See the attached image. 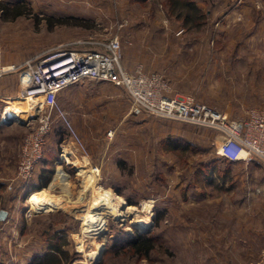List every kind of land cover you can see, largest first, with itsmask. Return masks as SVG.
I'll return each mask as SVG.
<instances>
[{"label":"rangeland","instance_id":"1","mask_svg":"<svg viewBox=\"0 0 264 264\" xmlns=\"http://www.w3.org/2000/svg\"><path fill=\"white\" fill-rule=\"evenodd\" d=\"M193 1L205 16L199 30H187L169 17L163 7L165 0H156V6L137 5L135 0L131 4L0 0V68L36 60L58 47L103 42L117 34L120 65L128 71L141 65L145 72L161 75L173 96L192 97L232 119L264 107V0ZM171 31L174 33L169 34ZM9 76L4 84L8 97H15L18 79L14 73ZM91 85L89 81L74 85V95L78 97L79 88L83 103L73 104L69 114L58 103L90 162L95 164L91 148L102 164L101 174L103 169L107 174L108 179L92 182L93 187L84 192L72 169L66 165L61 169L58 162L60 146L69 137L56 112L50 113L52 123L43 157L27 184L16 179V165L22 139L36 124L27 126V118L22 117L7 124L11 125L8 128L0 125V211L10 209L8 217L0 221V264H29L33 256L45 252L50 232L42 233L51 231L49 224H53L52 230L63 231L66 243L62 249L68 253L65 264H244L242 259L225 260L249 253L233 245L236 225L252 229L255 223L252 207L236 204L246 197L247 185L239 191L215 188L209 196L204 187L211 176L242 172L215 155L216 133L146 112L133 116L122 89L109 83L97 88ZM13 105L24 109L23 104ZM4 106L3 101L0 113ZM173 140L180 143L177 150L167 147ZM125 143L129 150H110V144ZM252 162L264 172L262 163ZM39 165L53 168V173L47 186L36 191L49 188L58 166L67 176L68 191L58 184L49 193L64 198L68 211L33 212L29 208V195L44 181L38 174ZM253 168L244 171L259 172ZM100 186L139 210L150 202L147 213H140L148 217L150 225L144 232L128 217L107 219L100 233L84 239L86 253L95 243L102 244L99 259L91 260L79 252L74 236L81 237L82 215L90 207L93 188ZM195 188L202 198L198 206L190 205L189 200ZM181 196L184 204L179 203ZM137 233L154 237L155 248L146 259L132 255L125 246V240Z\"/></svg>","mask_w":264,"mask_h":264},{"label":"built area","instance_id":"2","mask_svg":"<svg viewBox=\"0 0 264 264\" xmlns=\"http://www.w3.org/2000/svg\"><path fill=\"white\" fill-rule=\"evenodd\" d=\"M73 44L71 47L52 49L36 60H28L20 65L11 64L5 70L0 68V74H16L19 86L15 97L4 99L0 125L20 120L5 111L13 104L24 105V111L18 108L16 114L26 116L27 126L36 124L22 139L19 148L16 165V179L19 181L27 184L42 160L45 138L51 128L52 111L64 123L69 137V141L60 146L58 162L61 169L62 165L70 167L80 181L86 176H90L92 182L101 180L100 167L90 162L86 148L56 100L60 91L86 81L106 82L122 89L132 114L146 112L213 130L217 138L214 153L218 158L244 164L255 160L264 165V107L250 109L244 117L232 119L217 108L192 97L173 96L161 75L147 73L141 65L133 71L120 65L121 41L117 34L103 42ZM111 134L108 132L107 136L111 137Z\"/></svg>","mask_w":264,"mask_h":264},{"label":"crops","instance_id":"3","mask_svg":"<svg viewBox=\"0 0 264 264\" xmlns=\"http://www.w3.org/2000/svg\"><path fill=\"white\" fill-rule=\"evenodd\" d=\"M111 1L113 2L115 1V4H123V3L131 4L132 2V0H111ZM150 2L151 0H148L147 2H144V3L150 5ZM134 4L138 5L139 2H134ZM137 20H139V18ZM173 33H174L173 31L169 32V34H173ZM162 34L166 35L165 32H163ZM6 68L7 67L2 68V69L5 70ZM11 74L12 73L10 72H3L2 74H0V103L1 104H3L4 99L8 97L9 89L5 87L4 83H5V78L10 77L9 75ZM89 82L90 84H92L91 86L93 88H97V86L99 87L100 85L102 86L104 85V83H106V82H100V81H89ZM73 87L74 86H71V87H68L60 91L56 97L57 103L60 104L62 109L66 111L67 114L70 113L71 107L73 104L83 103L82 93L79 91V88H78V93H77L78 97L77 96L75 97L74 94L77 90ZM139 114H131V115L139 116ZM10 126L11 125H2L1 127L8 128ZM128 146L130 147V145H128L127 143H125V145L110 144V150H123L124 148L126 150H129ZM104 154L106 155V153ZM90 155L92 159H94L92 160L93 163H95V165L97 164L100 165L101 180H102V177H104L105 180L108 179L107 177H105L107 175L105 172V169H103L104 175L101 174L102 164L97 162V159L95 158V154H93V150L91 148H90ZM230 164H232L235 167L237 166L236 168H239L240 170L242 169V172L231 173L229 175H222L219 177L215 175L209 177L208 180L210 179L211 180L207 182V184L204 185V187L207 189L206 190L207 196H209L208 193L212 189L214 190L215 188L217 189L221 188L223 190L228 189L230 191L233 189H237L239 191L240 189L244 188V185H247L248 190H246L247 191L246 197L243 200H239L236 204L237 205L240 204L241 206L248 207V208L252 207V210L254 212V222L255 223L252 229L250 227L245 226V224L243 225L242 223H238L235 227V229L237 230V238H236V242H233V245L235 244L237 247H240L241 248L240 251H245V252L248 251L249 253H247V255L244 253L243 254L241 253V256H238L235 259L233 258L226 259L225 261L242 259L244 264H264V259H263V252H264V172H262V167L255 162H252L249 164H244L242 162L230 163ZM253 167L254 168L257 167V169H259V172H256V173L247 172L246 173L244 171V169L248 171V169H251ZM42 168L43 167L41 165L37 167L39 176H40V170ZM55 171H56V168H55ZM228 182H230L229 186L227 184ZM6 189L7 191H10V189H8L7 187ZM189 196H190L189 198L190 205L192 206H198V204H200L202 201V198H200V194L198 193L197 188H195L194 191H191ZM209 200L210 198L207 197V201ZM185 201H187V199ZM179 203L184 204L182 200V196L181 198H179ZM3 209L5 210L6 216L8 217L10 209H8L7 207ZM258 220L259 222H262V223H258Z\"/></svg>","mask_w":264,"mask_h":264},{"label":"bare ground","instance_id":"4","mask_svg":"<svg viewBox=\"0 0 264 264\" xmlns=\"http://www.w3.org/2000/svg\"><path fill=\"white\" fill-rule=\"evenodd\" d=\"M18 108L22 109H20V111H24L22 106L15 105H13L12 108L7 107L5 111L6 113L8 112L10 116L19 117V119L23 116L26 119V116L16 114V109ZM66 181L67 176L62 173L58 166L49 188L36 191L29 195L27 199L29 208L33 212H50L57 209L68 211V206L66 205L67 202L64 198L49 193L50 189L55 185L58 186V184L62 185V187L68 191ZM81 184L82 192H84L88 186H92L90 176H86ZM149 208L150 202H144L142 210H139L136 207L127 206L121 197L115 195L109 189H105L101 186L93 188L90 207H88L85 212L83 211L84 213L82 215L81 237L74 236L79 252L84 253L85 256L91 260L96 259L99 256L100 251L102 250V244L95 243V248L86 253L84 250V239L85 237H93L94 235H97L99 230L102 231L106 225L107 219L117 221L124 220L128 217L130 218L131 223L137 226L141 231L146 230L150 225V220L148 217L140 216V213L148 211ZM32 214L33 213L31 212V215Z\"/></svg>","mask_w":264,"mask_h":264},{"label":"trees","instance_id":"5","mask_svg":"<svg viewBox=\"0 0 264 264\" xmlns=\"http://www.w3.org/2000/svg\"><path fill=\"white\" fill-rule=\"evenodd\" d=\"M135 1L142 5L148 0ZM157 4L158 3L154 0H151L150 2V5L156 6ZM163 7L169 17L178 21L181 27L187 30H199L204 23L205 16L193 0H165ZM15 14L19 15L18 12H15ZM167 147L169 150H177V148L180 147V143L178 140L169 141ZM183 149H185V147ZM219 159L225 161L221 158ZM225 162L231 163L228 161ZM52 173L53 168L43 167L40 170V176L44 178V181L37 185V187H34L33 191L46 187ZM2 188L3 185L0 183V189ZM48 226L51 231L42 233V235H47V233L50 232V237L47 241V249L45 252L33 256L30 259L29 264H65L67 261L68 253L62 249L63 245L66 243L65 239H63V231L52 230L53 224H49ZM60 240L61 243H59ZM125 243V246L129 248L132 255H135L137 258H148L150 252L155 248L154 237L149 234L137 233L136 235L127 238ZM98 264H102V262H99Z\"/></svg>","mask_w":264,"mask_h":264},{"label":"water","instance_id":"6","mask_svg":"<svg viewBox=\"0 0 264 264\" xmlns=\"http://www.w3.org/2000/svg\"><path fill=\"white\" fill-rule=\"evenodd\" d=\"M7 124H9V123H7ZM5 215H6V212L3 211V210H1V211H0V221L3 220V219L5 218ZM142 231L145 232V230H142ZM101 252H102V251H101ZM101 252H100V255H101ZM98 259H99V256L96 258V260H98Z\"/></svg>","mask_w":264,"mask_h":264}]
</instances>
